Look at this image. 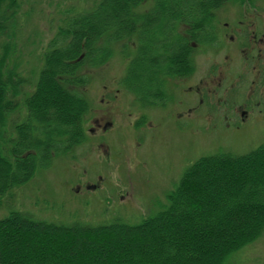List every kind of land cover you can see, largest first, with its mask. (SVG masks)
Here are the masks:
<instances>
[{"label":"trees","instance_id":"16d2710c","mask_svg":"<svg viewBox=\"0 0 264 264\" xmlns=\"http://www.w3.org/2000/svg\"><path fill=\"white\" fill-rule=\"evenodd\" d=\"M236 1L249 2L99 0L89 9L68 7L30 78L18 49L20 0H0V199L84 141L87 67L104 65L119 49L126 62L122 88L141 107L160 105L166 85L169 97L171 82L192 72L195 56L217 46V13ZM210 169L218 173L208 175ZM259 175L264 176V144L242 155L202 157L185 170L156 214L133 225H64L8 207L0 219V240L12 241L16 234L34 247L21 253L31 257L28 261L3 249L0 264H226L264 231V205L258 201L264 200V177ZM215 185L221 195L206 197ZM247 189L251 196L243 200ZM186 197L190 204L179 208ZM157 229L169 237V245L155 238ZM210 237L227 243L214 253ZM193 253L201 258H190Z\"/></svg>","mask_w":264,"mask_h":264},{"label":"rangeland","instance_id":"374dc122","mask_svg":"<svg viewBox=\"0 0 264 264\" xmlns=\"http://www.w3.org/2000/svg\"><path fill=\"white\" fill-rule=\"evenodd\" d=\"M98 1L20 0L18 49L26 77L31 78L39 68L41 49L57 32L66 16L64 9H89ZM217 19V46L195 56L192 72L171 82L169 97L166 85L160 105L141 107L122 88L126 62L119 49L104 65L87 67L83 91L89 109L84 141L38 171L11 197L1 198L0 219L10 207L64 225L77 222L94 227L112 221L133 225L166 204L182 174L198 159L217 153L242 155L264 144V0L229 2L218 11ZM250 23L259 44L253 48L248 42L246 50V30L240 25ZM147 73L146 68L141 73L144 86ZM217 173L210 169L208 175ZM206 192L208 198L222 193L216 185ZM243 196V200L250 197V191L245 190ZM258 201L264 205V200ZM187 204L188 197L179 208ZM220 222L219 218L215 225ZM199 225L205 226L203 222ZM160 231L156 230L155 238L169 245V237ZM11 239L0 240L1 253L6 249L5 253L19 258L34 247L33 242L23 244L16 234ZM209 240L214 253L227 243L222 237ZM172 256L167 252V258ZM22 257L31 259L26 254ZM190 258L199 260L201 254L193 253ZM226 264H264V231L230 255Z\"/></svg>","mask_w":264,"mask_h":264},{"label":"flooded vegetation","instance_id":"af4514ba","mask_svg":"<svg viewBox=\"0 0 264 264\" xmlns=\"http://www.w3.org/2000/svg\"><path fill=\"white\" fill-rule=\"evenodd\" d=\"M242 23V22H241ZM241 27H244L245 26V30H246V35L247 37H245V40H244V47L246 48L247 50V47H246V44L248 46V42L250 44V46L253 45V48L258 46V34L256 32V30H253V26H252V23H250V25L248 24H244V25H240ZM236 30V27L234 28V31ZM242 32L241 30L238 31V33ZM243 33V32H242ZM263 41V40H261ZM253 51V49H250L249 50V53H251ZM248 52V51H247Z\"/></svg>","mask_w":264,"mask_h":264}]
</instances>
